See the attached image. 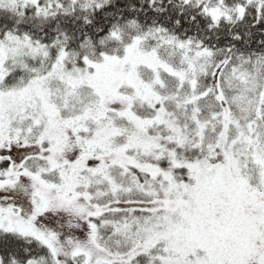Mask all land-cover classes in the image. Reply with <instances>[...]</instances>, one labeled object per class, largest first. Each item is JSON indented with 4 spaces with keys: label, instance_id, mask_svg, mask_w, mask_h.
<instances>
[{
    "label": "snow or ice",
    "instance_id": "6c2138e0",
    "mask_svg": "<svg viewBox=\"0 0 264 264\" xmlns=\"http://www.w3.org/2000/svg\"><path fill=\"white\" fill-rule=\"evenodd\" d=\"M0 264H264V0H0Z\"/></svg>",
    "mask_w": 264,
    "mask_h": 264
},
{
    "label": "trees",
    "instance_id": "16d2710c",
    "mask_svg": "<svg viewBox=\"0 0 264 264\" xmlns=\"http://www.w3.org/2000/svg\"><path fill=\"white\" fill-rule=\"evenodd\" d=\"M151 17H152V14L149 13V22H151ZM141 19L143 20L144 17L142 16ZM161 22H164L163 18H161ZM169 26H171V24H169ZM184 27L189 29V34H192L195 31L194 28H190V26L187 24V22H184Z\"/></svg>",
    "mask_w": 264,
    "mask_h": 264
}]
</instances>
